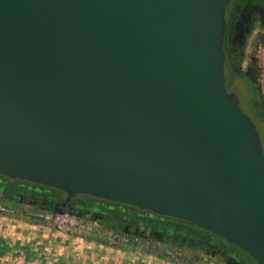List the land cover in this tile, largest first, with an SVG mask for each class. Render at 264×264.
Masks as SVG:
<instances>
[{"label": "water", "instance_id": "1", "mask_svg": "<svg viewBox=\"0 0 264 264\" xmlns=\"http://www.w3.org/2000/svg\"><path fill=\"white\" fill-rule=\"evenodd\" d=\"M230 1L0 0V174L189 221L264 264Z\"/></svg>", "mask_w": 264, "mask_h": 264}, {"label": "rangeland", "instance_id": "2", "mask_svg": "<svg viewBox=\"0 0 264 264\" xmlns=\"http://www.w3.org/2000/svg\"><path fill=\"white\" fill-rule=\"evenodd\" d=\"M252 2L256 13L225 69L229 89L264 134V0ZM10 204L0 202V264H233L201 248L103 227L93 217L76 216L75 229L59 232L47 219L51 212Z\"/></svg>", "mask_w": 264, "mask_h": 264}, {"label": "flooded vegetation", "instance_id": "3", "mask_svg": "<svg viewBox=\"0 0 264 264\" xmlns=\"http://www.w3.org/2000/svg\"><path fill=\"white\" fill-rule=\"evenodd\" d=\"M255 13L256 8L252 0H231L228 4L226 10L227 28L225 34V66H227L229 56L233 52V49H235V46H237L239 38L244 34V27L251 22ZM252 119L254 118L252 117ZM258 129L260 131V137L264 149V134H262L259 127ZM0 175L3 176L4 179H9L12 182L18 181L23 184L31 182L27 180L13 179L2 174ZM31 183L33 187H28L26 189L21 188L19 190L6 189V187L0 185V202H11L12 204L10 205L21 202L25 205L32 206V208L37 211L51 213L66 211L75 216H85L87 218L93 217L95 221L103 227L106 226V228H122L128 233H140L145 235L147 238L162 241L165 245L177 244L201 248L204 251H207L208 253H211L228 262L240 264L236 257L229 255L228 252L231 251V248L226 247V245L221 243L222 241H220V239L214 236L208 237L205 234H203L202 237L196 235L193 237L191 236V233L182 231L179 227H176L175 225L182 219L167 215H160L150 210L140 209L130 204L106 200L87 194L77 195L70 201L66 202L67 194L64 191L55 188L56 190L62 192L61 195H65L63 201L57 202L52 199L49 200L50 197L44 196V193H46L44 185L35 182ZM49 188L53 189V187ZM77 197H82L85 199V202H76L75 199ZM175 221H177L176 224Z\"/></svg>", "mask_w": 264, "mask_h": 264}, {"label": "trees", "instance_id": "4", "mask_svg": "<svg viewBox=\"0 0 264 264\" xmlns=\"http://www.w3.org/2000/svg\"><path fill=\"white\" fill-rule=\"evenodd\" d=\"M0 185H3L4 187H6V189H12V190H14V189L19 190L21 188L26 189L28 187H33L31 182H26L25 184L20 183L18 181L12 182L9 179H4L3 176H1V175H0ZM44 188L46 189V191H45L46 193H44V196L50 197L49 200L52 199V200H55L57 202L64 200L65 195H63V194L61 195V193H62L61 191L56 190L55 188L50 189L49 187L47 188L45 186H44ZM75 201L84 203L85 199H83L82 197H77L75 199ZM177 221H175V224L177 223ZM175 226L179 227L182 231L191 233V236H193V237H195V235L202 237V235L205 234L208 237L214 236V237L220 239V241H222L221 243L226 245V247L231 248V251L228 252L229 255L236 257L237 261L240 264H258V262L252 256H250L247 252L242 250V248L238 247L236 244H232V243L228 242L226 239H224L222 237H218L217 235L213 234L212 232H210L204 228H201V227H199V226H197L191 222L181 220V221H178V223ZM219 247L222 248L221 246H219Z\"/></svg>", "mask_w": 264, "mask_h": 264}, {"label": "built area", "instance_id": "5", "mask_svg": "<svg viewBox=\"0 0 264 264\" xmlns=\"http://www.w3.org/2000/svg\"><path fill=\"white\" fill-rule=\"evenodd\" d=\"M47 219H49L54 228L59 232L72 231L77 225L76 216L66 211L50 213V216H47Z\"/></svg>", "mask_w": 264, "mask_h": 264}, {"label": "crops", "instance_id": "6", "mask_svg": "<svg viewBox=\"0 0 264 264\" xmlns=\"http://www.w3.org/2000/svg\"><path fill=\"white\" fill-rule=\"evenodd\" d=\"M55 230H56V229H55ZM56 231H57V230H56ZM25 262H27V263H30V261H29V260H24V263H25Z\"/></svg>", "mask_w": 264, "mask_h": 264}]
</instances>
